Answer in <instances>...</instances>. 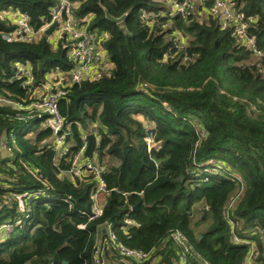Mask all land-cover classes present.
Segmentation results:
<instances>
[{
    "label": "trees",
    "instance_id": "16d2710c",
    "mask_svg": "<svg viewBox=\"0 0 264 264\" xmlns=\"http://www.w3.org/2000/svg\"><path fill=\"white\" fill-rule=\"evenodd\" d=\"M231 1L259 55L220 24L209 2L180 14L167 0H74L108 67L58 99L69 133L64 156L51 147L45 115L0 103V142L11 158L0 159V225L19 221L0 241V264H92L108 222L118 242L155 249L163 264L181 250L167 239L174 232L209 264H245L249 254L264 264V0ZM55 4L0 0V96L22 106L48 73L69 75L77 64L45 33L4 40L15 29L8 14L26 13L37 32ZM104 10L125 17L114 23ZM19 64L32 86L14 78ZM93 128L92 159L103 166L106 190L98 193L101 214L90 219L95 179L64 172ZM23 193H35L24 212L14 200ZM126 215L134 224L124 229ZM103 252L106 264H119L108 246Z\"/></svg>",
    "mask_w": 264,
    "mask_h": 264
},
{
    "label": "built area",
    "instance_id": "2783aa9c",
    "mask_svg": "<svg viewBox=\"0 0 264 264\" xmlns=\"http://www.w3.org/2000/svg\"><path fill=\"white\" fill-rule=\"evenodd\" d=\"M173 4L177 13L182 14L186 8H193L197 4H203L209 2L211 4V14L215 16L223 27H230L234 36L237 37L238 42L241 45L250 46L256 55L259 53L252 46V39L248 36L247 26L248 21L244 17V14L238 9H235L231 0H167ZM75 2L74 0H56V4L51 8L50 20L39 29V31H33L29 25L28 15L24 12L14 11L8 14L11 22L15 25L13 32L3 33L2 38L6 41L20 40L28 41L38 38L40 33L44 31L54 22H57L55 29L60 30L61 33L54 41V45L61 42L62 47L67 48L69 58L76 62V68L72 70L69 75H63L58 72H50L46 75V80L38 84L37 87L31 89L29 96V102L27 105H21L0 96V103L12 104L19 109L27 111L26 117L36 116L40 118L45 115L44 124L51 130L52 142L51 147L56 152L58 157L64 156L68 150V144L65 140L66 134H69L64 129V119L58 111V99L65 95L67 92V85L80 82L89 77H96L101 70H105L108 65L105 60L104 51L99 48L95 42L94 36L91 33L85 31L82 25H80L78 19L75 17ZM205 7V5H202ZM54 29V30H55ZM53 30V31H54ZM183 40L180 39L177 46H181ZM14 78L20 82L22 88L28 85L32 86L34 77L29 68L19 64L15 71ZM34 113V115H33ZM149 130L148 126L145 127ZM97 130L93 128V132ZM202 135V133L200 134ZM84 144L80 147V150L75 157L72 166L64 172V175L69 178H81L87 174H91L96 181V191L92 193V204L90 207V219L97 218L102 212V205L98 200V193H103L106 190V185L101 177L103 166L96 163L92 158L85 160L82 157L86 148V135H84ZM152 135L146 136V142L150 148L154 143L152 142ZM6 141L0 142V155L1 149H6ZM7 159L10 158V154H7ZM85 161H84V160ZM11 161H9L10 163ZM211 163V161H209ZM32 194H17L14 196L16 207L18 211H25L27 196L32 197ZM126 229L128 226L133 225V221L126 215L124 218ZM19 221L14 223L6 221L0 225V241L12 232L14 226ZM78 227L83 228V225ZM103 232L106 234L103 237L101 234H96V242L92 253V264H106V256L103 252V247L108 246L113 252H115L114 260L119 264H163L160 259L156 257L157 251H143L140 249H133L124 246L116 240V236L112 229V224L108 222ZM5 235V236H4ZM173 245L180 247L174 258L171 259L172 264H209L206 260H200L197 254L191 253V247L186 241V237L179 232L169 234L168 238ZM166 239V240H167ZM236 238L233 237V240ZM237 241V240H236ZM254 248L252 247V250ZM251 250V251H252ZM189 254V255H188ZM251 255L246 258L245 264H252Z\"/></svg>",
    "mask_w": 264,
    "mask_h": 264
},
{
    "label": "water",
    "instance_id": "95a60500",
    "mask_svg": "<svg viewBox=\"0 0 264 264\" xmlns=\"http://www.w3.org/2000/svg\"><path fill=\"white\" fill-rule=\"evenodd\" d=\"M104 13H105V17L111 21V22H114V23H120L124 17H125V14L119 16V17H113L111 16L110 14H108V12L106 10H104ZM57 26V22L54 21L45 31L44 33L46 35H49L50 33H52V31L55 29V27ZM250 37V35H248ZM65 140L66 142L69 140V134H66L65 136ZM96 148V137L93 133H88L86 134V148L84 150V158H89L91 159L93 157V153H94V150ZM206 211V208H203L202 209V215H204Z\"/></svg>",
    "mask_w": 264,
    "mask_h": 264
},
{
    "label": "rangeland",
    "instance_id": "374dc122",
    "mask_svg": "<svg viewBox=\"0 0 264 264\" xmlns=\"http://www.w3.org/2000/svg\"><path fill=\"white\" fill-rule=\"evenodd\" d=\"M61 33V31L60 30H57V29H55L54 31H52V33H50L48 36H49V39H50V41L53 43L54 41H56V39H57V37L59 36V34ZM183 42H184V40H183ZM2 151H1V153H2V155H0V159L1 158H5L6 156H4V155H6V154H8L7 153V150L6 149H1ZM202 208H200V210H201ZM196 215H197V213H195ZM199 215V214H198ZM202 216V215H201Z\"/></svg>",
    "mask_w": 264,
    "mask_h": 264
},
{
    "label": "crops",
    "instance_id": "0c3cea01",
    "mask_svg": "<svg viewBox=\"0 0 264 264\" xmlns=\"http://www.w3.org/2000/svg\"><path fill=\"white\" fill-rule=\"evenodd\" d=\"M138 118L142 120V117H141V116H138ZM6 155H7V154H6ZM6 155H4V156H6Z\"/></svg>",
    "mask_w": 264,
    "mask_h": 264
}]
</instances>
